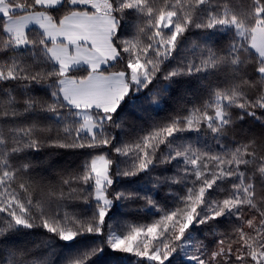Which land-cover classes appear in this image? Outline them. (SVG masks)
Segmentation results:
<instances>
[{
	"label": "snow or ice",
	"instance_id": "obj_1",
	"mask_svg": "<svg viewBox=\"0 0 264 264\" xmlns=\"http://www.w3.org/2000/svg\"><path fill=\"white\" fill-rule=\"evenodd\" d=\"M0 264H264V0H0Z\"/></svg>",
	"mask_w": 264,
	"mask_h": 264
},
{
	"label": "trees",
	"instance_id": "obj_2",
	"mask_svg": "<svg viewBox=\"0 0 264 264\" xmlns=\"http://www.w3.org/2000/svg\"><path fill=\"white\" fill-rule=\"evenodd\" d=\"M244 127H258V122L256 124L246 123ZM74 159L75 158L73 156L69 155V156L64 157V160H62L61 163H63L64 161H72ZM76 162L78 163L79 161H76Z\"/></svg>",
	"mask_w": 264,
	"mask_h": 264
}]
</instances>
